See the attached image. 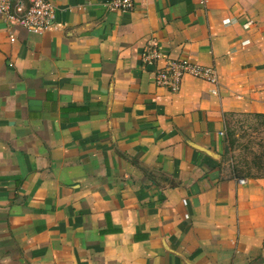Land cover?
<instances>
[{
	"label": "crops",
	"instance_id": "1",
	"mask_svg": "<svg viewBox=\"0 0 264 264\" xmlns=\"http://www.w3.org/2000/svg\"><path fill=\"white\" fill-rule=\"evenodd\" d=\"M50 1L39 34L0 15V264H264V177L221 137L264 114V0ZM169 58L218 84L156 86Z\"/></svg>",
	"mask_w": 264,
	"mask_h": 264
},
{
	"label": "built area",
	"instance_id": "2",
	"mask_svg": "<svg viewBox=\"0 0 264 264\" xmlns=\"http://www.w3.org/2000/svg\"><path fill=\"white\" fill-rule=\"evenodd\" d=\"M105 6L109 10H130L134 7V1L108 0ZM0 15L8 24L15 23L29 32L39 34L53 27L55 7L50 0H0ZM10 38L12 40L13 35H10ZM161 58L160 49L157 46H150L143 56V62L153 64ZM187 75L215 86L218 84V75L212 65H202L187 58H169L161 66H156L153 71V82L158 87L176 93ZM239 181L245 180L241 178Z\"/></svg>",
	"mask_w": 264,
	"mask_h": 264
},
{
	"label": "rangeland",
	"instance_id": "3",
	"mask_svg": "<svg viewBox=\"0 0 264 264\" xmlns=\"http://www.w3.org/2000/svg\"><path fill=\"white\" fill-rule=\"evenodd\" d=\"M229 134H233L236 140L232 149L227 147L226 140ZM221 137L223 162L229 168L239 163L243 165V161L248 162L251 172L255 174L257 170L253 166V159L264 152V119L247 114L228 115L225 118Z\"/></svg>",
	"mask_w": 264,
	"mask_h": 264
},
{
	"label": "trees",
	"instance_id": "4",
	"mask_svg": "<svg viewBox=\"0 0 264 264\" xmlns=\"http://www.w3.org/2000/svg\"><path fill=\"white\" fill-rule=\"evenodd\" d=\"M229 115H233V114H229ZM247 115L254 116L258 119H264L263 113H255V114H247ZM226 141L228 143V146H227L228 149H232L236 142L233 134H229ZM242 163L243 165L239 163L237 165L232 166L231 171L235 177H241V178L243 177H254V178L264 177V152H262V154L260 155H256L255 158L253 159V166L257 170L255 174L251 172V166L248 164V162L243 161Z\"/></svg>",
	"mask_w": 264,
	"mask_h": 264
},
{
	"label": "water",
	"instance_id": "5",
	"mask_svg": "<svg viewBox=\"0 0 264 264\" xmlns=\"http://www.w3.org/2000/svg\"><path fill=\"white\" fill-rule=\"evenodd\" d=\"M152 68H153V66H152ZM203 150L205 151V152H208V153H210V154H213L210 150H208V149H205V148H203Z\"/></svg>",
	"mask_w": 264,
	"mask_h": 264
}]
</instances>
